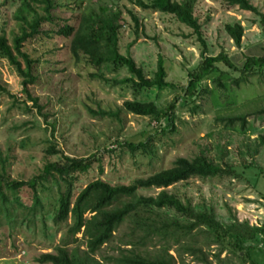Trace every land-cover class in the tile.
I'll list each match as a JSON object with an SVG mask.
<instances>
[{"label":"rangeland","instance_id":"374dc122","mask_svg":"<svg viewBox=\"0 0 264 264\" xmlns=\"http://www.w3.org/2000/svg\"><path fill=\"white\" fill-rule=\"evenodd\" d=\"M136 1L149 2L68 0L63 3L65 6L61 5L59 16L67 18L72 10L85 6L96 12L100 7L120 12L119 53L130 57L147 80L154 79L157 62L162 59L168 87L137 89L132 83L114 85V82L134 77L126 68L103 66L97 70L84 58L76 62L67 54V42L62 38L53 39L51 43H25V51L35 57L54 46L58 51L41 57L49 63L38 68V81L29 87L42 115L31 102H24L22 80L6 60L0 59V87L8 92L0 90V154L6 160L5 176L10 181L29 182L41 174L47 163L61 160V155L83 159L90 163V169L74 174L72 192L75 196L95 180L110 186L129 185L135 179L169 169L176 159L192 160L202 155L230 172L215 178H192L168 188L167 192L195 209H212L223 226L236 219L253 228H264V174L261 172L264 170V146L259 142V136L264 134V71L244 77L217 64L216 71L202 81L198 95L177 108L173 129L168 131H164V121L154 118L122 114L120 123L88 113V109L115 111L125 101L152 103L158 111L165 110L176 97H182L188 74L200 62L203 46L191 29L172 16L139 9L135 6ZM248 1L261 16L213 0L196 1L194 16L201 26L206 56L224 53L240 69L247 57L264 54V0ZM19 3L20 0H0V29L5 31L9 43L17 30L14 15ZM128 12L138 20L137 31ZM228 24L242 27L239 48L224 31ZM234 118H244V127L239 122L228 123ZM121 139L133 144L146 142L153 155L148 157L141 150L131 154L116 144ZM51 146L59 155L46 153ZM46 185L47 191L37 189L45 215L43 219L39 214L35 215V227L23 223L19 211L15 213L18 218L12 227L3 219L0 221V264H36L34 260L38 256L52 253L65 237L69 221L58 227L53 225L57 191L52 182ZM157 193L158 190L153 189L139 191L145 197ZM5 195L9 201L15 196L20 197L28 207L32 203L28 188L19 192L6 191ZM165 214L178 218L171 211H165ZM126 232L127 225L120 229V236ZM197 232L193 234V241L188 242L201 249L209 264H241L228 251H223L219 260L215 259L219 246ZM75 238L80 240L81 235ZM117 242L114 240L102 247L95 258L103 264H111L106 260L116 256ZM153 244L146 247L150 253L158 247ZM74 246L76 244L69 247ZM169 247V254L175 257L176 247ZM245 247L254 249L250 253L254 264H264V235ZM83 248L81 244L80 249ZM182 261L184 264H204L188 255H183ZM176 262L179 261L176 259Z\"/></svg>","mask_w":264,"mask_h":264},{"label":"trees","instance_id":"16d2710c","mask_svg":"<svg viewBox=\"0 0 264 264\" xmlns=\"http://www.w3.org/2000/svg\"><path fill=\"white\" fill-rule=\"evenodd\" d=\"M196 1L135 2V6L139 9L174 17L178 23L191 29L203 46L200 62L188 74V82L182 89V97H176L162 111H158L152 103L125 101L115 111L88 109L92 117L115 119L120 123L122 114L148 117L164 121L166 123L164 131L172 130L177 108L198 95L202 88V81L216 71L217 64H223L244 77L264 71V54L260 57H247L240 69L224 53L215 57L206 56L207 48L202 39L201 26L194 16ZM213 1L261 16L248 0ZM64 2L68 0H20L14 15L17 30L12 35L10 43L3 28L0 29V59L6 60L9 67H12L22 80L24 102H31L42 115L37 100L29 92V87L38 81V68L42 64L49 63L48 60H41V57L54 55L58 51L57 46H54L51 49L47 48L42 56L35 57L25 51L24 45L29 42L51 43L56 38H62L67 42V54L76 62L84 58L88 65L97 70L103 66H113L114 69L126 68L136 80L135 82L134 79L128 78L114 82V85L132 83L137 89L168 87L165 82L166 70L162 59L157 62L154 79L147 80L130 57L119 53L120 12H112L107 7H100L96 12L90 6H85L72 10L67 18L61 19L59 11ZM128 13L137 31L138 20L131 12ZM224 31L235 47L239 48L243 35L242 27L239 24H228L224 27ZM237 83L238 81L235 85ZM0 90L7 92L1 87ZM43 117L46 118L45 115ZM235 122L241 123L242 128L244 127V118L228 120L229 124ZM259 142L264 146V134L259 136ZM116 144L126 148L131 154L141 150L148 157L153 155L146 142L133 144L126 139H121L117 140ZM46 153L53 156L59 155L53 146L49 147ZM60 159L58 162L47 163L41 174L29 182H16L10 181L5 176L6 160L0 154V221L3 219L9 227H12L15 224V218H18V214L15 213L19 211L22 222L25 221L35 227V215L39 214L42 219L45 215L43 211L45 208L40 201V196L37 195V189L47 191L49 188L46 184L49 182L54 184L57 191L53 225L58 227L69 221L65 237L52 253L38 256L34 260L36 264H103L95 256L99 254L102 247L112 244L114 240L118 241L119 246L116 248V256H110L106 260L111 264H177L176 259L179 261L178 264H184L183 255L196 258L200 263L209 264L201 249L193 242H188V240L193 241V234L197 231L206 235L214 245L219 246V253L214 256L215 259L219 260L220 254L228 251L235 255L241 264H254L250 255L254 249L245 247V244L253 243L258 237H262L264 228H253L247 222L239 223L236 219H233V223L223 226L217 221L212 209L204 207L195 209L190 203L182 202L174 194L167 192L168 188L192 178H215L230 172H225L208 161L206 157L199 155L192 160L176 159L169 169L135 179L129 185L110 186L106 182L95 180L87 184L75 196L72 192L74 174L88 171L90 163L83 159L62 155ZM261 172L264 174V170ZM23 188L31 191L32 203L29 207L21 202L20 197L15 196L12 201H9L5 195L6 191L19 192ZM151 189L158 190V193L148 197L139 194V191ZM165 211H171L178 218L168 217ZM125 225H127V232L120 236V229ZM78 234L81 235L80 240L75 238ZM80 242L83 249H80ZM153 243L158 247H154L155 251L150 253L146 247ZM72 244L76 246L70 248ZM169 245L176 247L175 257L169 254Z\"/></svg>","mask_w":264,"mask_h":264}]
</instances>
